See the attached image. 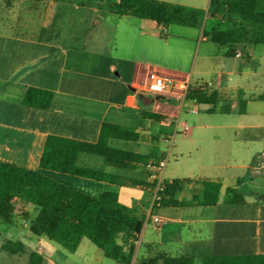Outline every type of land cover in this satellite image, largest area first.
I'll list each match as a JSON object with an SVG mask.
<instances>
[{"label": "crops", "instance_id": "obj_1", "mask_svg": "<svg viewBox=\"0 0 264 264\" xmlns=\"http://www.w3.org/2000/svg\"><path fill=\"white\" fill-rule=\"evenodd\" d=\"M35 3L38 8L41 5L45 7L44 15L49 19L47 22L42 15V21L30 29L22 26V32L0 31V160L27 169L39 170V157L47 135L95 142L100 126L105 122L136 129L139 133L136 142L110 139L108 142L110 146L142 153L145 151L136 150V147L143 144L151 148L155 143L153 138H158L153 126L157 124L162 128L170 125L164 116L157 123L143 119L140 115L141 110L150 112L144 96L148 74L156 72L167 79H188L189 84H192L191 74L195 65V61H192L190 71L187 73L180 65L171 66L158 61L153 54L160 53L161 56L173 57V49L167 48L171 46L169 39L193 40V38L171 33L162 37L157 30L152 29V24L144 22L149 20L116 15L119 18L112 26L111 33H114L113 37L117 33V39L113 40L110 50H99L91 47L100 41L95 32H88L89 19L80 21L79 28L74 30L73 15H68L66 21L62 18L59 21L55 20L56 16L62 15L63 10L66 12L65 5L45 1ZM70 8L72 13H77L79 8L90 9L91 14L95 16L93 20L96 26L100 25L104 16L92 7L70 5ZM152 23L157 27L154 22ZM41 29H46L44 36H41ZM159 41L163 43L159 44ZM200 41L208 40L201 35ZM199 45L197 41L195 44L197 51ZM244 46L245 48L237 47L233 57L226 56V48L216 46L214 54L208 56L219 64L216 78L210 81L201 79L193 83L210 84L220 94V99L215 104L221 101L230 105L235 104L234 112L238 114H247L251 103L264 101L255 98L262 94L264 89L258 93H249V90L256 88L263 81L264 70H254V73L252 71L241 85L236 84L230 88L223 85L224 76L243 73L228 70L225 59L252 58L246 51V45ZM28 86L53 92V101L49 109L29 108L22 104L23 93ZM238 92H241V99L246 100L244 113L238 112ZM241 128L242 140H262L264 150V124L244 125ZM189 132L190 128L184 133ZM128 143H132V147H127ZM81 159L91 162V158L87 156ZM124 165L129 168L127 173L123 172L124 174L136 176L150 183L145 164ZM252 168L256 170V166ZM40 171L85 193L93 191L98 195L103 191L116 192L118 200L122 188L128 189L125 190L127 196H138L137 192L130 189L142 190L147 199L143 202L139 201V198L134 199L131 209L138 208L139 215L156 216L161 222L156 225L159 231L158 240L149 239L142 242L140 240L144 232L142 229L135 243L137 256L148 257L156 252L184 257L264 253V202L255 199L264 195V190L253 199H245L243 204L219 202L208 207L192 204L184 207L150 209L149 187L119 186L47 170ZM185 189L188 191L186 196H180ZM200 189L201 185L198 183L185 184L178 198L188 200L191 195L199 193ZM174 209L182 210L176 212ZM185 209L190 212L187 210L185 212ZM192 224L196 225V228L189 238L183 237L180 230L174 234L165 233L171 225H187L190 230Z\"/></svg>", "mask_w": 264, "mask_h": 264}, {"label": "trees", "instance_id": "obj_2", "mask_svg": "<svg viewBox=\"0 0 264 264\" xmlns=\"http://www.w3.org/2000/svg\"><path fill=\"white\" fill-rule=\"evenodd\" d=\"M14 0H4L5 8ZM78 7H96L117 16H131L154 22L160 27L159 35L171 24L199 28L202 37L219 48H226V56H235L238 46L264 45V0H209L206 9L187 8L180 4L160 0H33ZM207 19H213L225 29L212 27L205 30ZM46 29H41L44 36ZM255 98L264 100V92ZM186 101L198 105H214L220 99L219 92L206 82L189 84ZM53 101V92L32 86L26 87L22 104L29 108L47 110ZM246 100L238 92V112H245ZM143 119L159 123L163 116L145 110L140 111ZM110 139L136 142V129L111 123H102L95 142H86L57 135H47L39 157L38 169L31 170L0 160V223L5 227L15 224V202L31 205L37 209L29 220V231L58 243L66 251L76 250L82 238L97 247L101 255L117 264H264V253L207 255L202 257L169 256L156 252L148 257L135 255L138 241L146 222L145 215L118 200L116 192L103 191L91 196L83 191L43 174L40 170L52 171L94 181H104L126 187L153 188V182H145L123 172L129 170L124 163L147 164L159 160L157 149L146 153L129 152L108 144ZM156 142L158 138H153ZM98 157L99 167L79 163L81 156ZM108 168V169H107ZM187 180L162 181L158 193L159 207H184L189 205L208 207L219 202L243 204L245 198L237 187H226V197L219 199L221 183L218 180H199V193L188 200H179L178 195ZM240 184V180L237 181ZM264 202V195L255 198ZM28 219V214H22ZM2 250L21 255L25 245L21 241L6 240ZM43 258L34 251L28 253L30 264H41Z\"/></svg>", "mask_w": 264, "mask_h": 264}, {"label": "rangeland", "instance_id": "obj_3", "mask_svg": "<svg viewBox=\"0 0 264 264\" xmlns=\"http://www.w3.org/2000/svg\"><path fill=\"white\" fill-rule=\"evenodd\" d=\"M160 1L181 4L187 8H204L207 7L209 2V0ZM92 8L97 9L95 6ZM65 9L66 12L63 10V16L60 14L55 17L56 21H59L61 18L66 21L68 15H73L74 17H71L72 23H76L73 24L75 30L79 28L78 23L83 22V19H89L88 32H95L99 41L103 40L102 43L96 42V45L91 47L98 48L99 50L105 49L106 51L111 49L113 40L117 39V33L114 37V33H111L112 26L119 17L106 10L99 11L97 9L98 13L104 14V16L100 25L96 26L93 20L95 16L91 14L90 9L79 8L77 13H72L70 5H65ZM44 14H46L45 7L41 5L38 8L37 3L30 0H14L12 1V5L7 8H5L4 0H0V31L13 30L22 32L23 27L30 29L32 26H37L40 20L42 21L41 17ZM43 17H45V22L49 20L47 16L44 15ZM144 22L152 24V29L160 33L159 26L155 27L151 21ZM212 27L225 29L224 26L218 25L216 20L207 19L204 24L205 30H210ZM162 33L166 36L170 33L179 34L189 37V39L191 37L193 40H187L188 38L169 39L168 42L171 46L167 48L173 49L174 56H161L160 53L153 54L158 61L171 66L180 65L187 73L190 71L192 61H195L191 74L192 84L199 82L201 79L210 81L216 78L219 64L215 63L208 56L213 55L217 47L210 41H200L202 35L201 29L171 24L165 27V31ZM197 41L200 43L199 51L195 49ZM84 42L85 40H83ZM162 43L163 41H159V44ZM243 47L245 48V46ZM246 51L252 57L250 60L245 59V57L225 59L227 60L228 70H232L233 72L241 71L243 73L241 75L240 73H232L229 76H224V86L230 88L236 86V84L241 85L245 79H248L247 75L251 74L252 71L254 73V70H264V45H246ZM263 89L264 79L259 83V86L249 90V93H258L263 91ZM235 106V104L230 105L222 101L217 102L213 107L197 105L186 101L177 120L175 131V121L169 127L161 128L155 124L153 127L157 131L158 140L151 148H156L157 157L165 160L161 178L166 181L173 179L187 180L186 182L188 183L186 185L191 183L197 184L196 182L199 180H218L222 185L219 195L220 200L226 197V187H237V192L242 194L245 199H253L262 193L264 190V150L262 140L245 141L240 137L243 135V128L241 126L256 123L264 124V114H259L260 112H264V101L251 103L249 105V113L247 114L234 112ZM191 107H196L198 111L191 113L189 111ZM184 122L190 128L189 133L182 131V124ZM167 137L168 140H166ZM131 145L132 143H128L127 147H132ZM147 148L141 144L136 147V150L145 151L144 153H146L150 150V147ZM81 157H85V155ZM81 157L79 163L82 165L90 167H99L100 165L98 157L88 156V158H91V162H86ZM254 166H256V170L252 168ZM238 180H240V184L237 183ZM121 190L119 191V201L126 207L131 208L136 198H139L141 202L147 199L145 193L140 189H130L133 192H137L138 196H127L125 195V190L128 189L122 188ZM187 192V189H185L180 196L185 197ZM86 193L94 197L97 196L93 191ZM174 210L181 212L179 210L182 209ZM134 211L136 214H140L138 208L134 209ZM24 212L28 214V219L23 218L22 214ZM36 212L37 209L31 205L15 202V224L5 227L0 223V264H30L28 262V253L31 251L36 252L43 258L41 264H117L115 261L103 257L97 247L86 238H82L76 250L70 253L58 243L44 236L32 234L28 228L29 220ZM155 212L154 210L153 213ZM187 212L190 211L187 210ZM156 227L152 222V218H148L144 224V232L140 240L142 242H146L149 239L158 240L159 231ZM195 228L196 225L194 224L191 225L190 230L187 225H171L168 230H165V233L174 234L180 230L183 237L189 238ZM6 240L21 241L25 245V252L21 255L5 252L2 250L1 245ZM195 264L199 263L196 262Z\"/></svg>", "mask_w": 264, "mask_h": 264}, {"label": "built area", "instance_id": "obj_4", "mask_svg": "<svg viewBox=\"0 0 264 264\" xmlns=\"http://www.w3.org/2000/svg\"><path fill=\"white\" fill-rule=\"evenodd\" d=\"M188 85V79H167L157 74L156 72H151L147 76L146 86L144 89V96L148 101V110L150 112L164 116L165 120L169 125L173 124V122L175 121L174 131L176 130V123L183 109V105L186 102L185 93L188 88ZM164 108H169L172 110H166ZM189 111L191 113H194L196 112V108L191 107ZM187 130L188 127L186 123H183L182 131L186 132ZM166 140H168V137ZM164 166L165 160L162 159H159L156 162H150L145 164V168L147 169V175L151 180L150 182H153L155 184L153 188H150V209H153L154 206H159L158 193L162 190L163 179L161 178V173ZM148 218L151 217L148 215L146 217V221ZM152 222L154 225H158L161 221L158 217L154 216L152 217Z\"/></svg>", "mask_w": 264, "mask_h": 264}]
</instances>
